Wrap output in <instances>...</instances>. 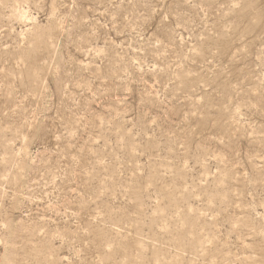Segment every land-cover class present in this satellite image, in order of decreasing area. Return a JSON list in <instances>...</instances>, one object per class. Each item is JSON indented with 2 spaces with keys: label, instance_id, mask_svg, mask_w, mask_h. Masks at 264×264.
<instances>
[{
  "label": "rangeland",
  "instance_id": "obj_1",
  "mask_svg": "<svg viewBox=\"0 0 264 264\" xmlns=\"http://www.w3.org/2000/svg\"><path fill=\"white\" fill-rule=\"evenodd\" d=\"M0 264H264V0H0Z\"/></svg>",
  "mask_w": 264,
  "mask_h": 264
}]
</instances>
